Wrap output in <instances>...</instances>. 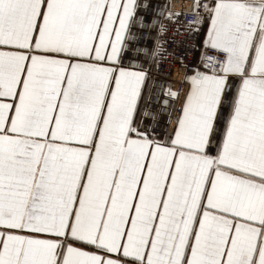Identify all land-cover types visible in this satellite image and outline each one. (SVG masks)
I'll return each mask as SVG.
<instances>
[{
    "label": "snow or ice",
    "instance_id": "snow-or-ice-1",
    "mask_svg": "<svg viewBox=\"0 0 264 264\" xmlns=\"http://www.w3.org/2000/svg\"><path fill=\"white\" fill-rule=\"evenodd\" d=\"M174 4L0 0V264H264V0Z\"/></svg>",
    "mask_w": 264,
    "mask_h": 264
},
{
    "label": "built area",
    "instance_id": "built-area-1",
    "mask_svg": "<svg viewBox=\"0 0 264 264\" xmlns=\"http://www.w3.org/2000/svg\"><path fill=\"white\" fill-rule=\"evenodd\" d=\"M192 3H193V0H175L174 6H175V8L179 9V8H181L182 5L186 4L187 5V10L191 11ZM187 19L190 20V19H192V17L189 16V17H187ZM192 43H195V40H193ZM185 50L188 53L187 62L191 63L193 57H197L198 56L197 51L191 45H189L186 49H185V47L183 45H181V47H180V49L178 50V53H177V59H179V52H182V51H185ZM205 51L207 52L208 55H213V53H211V51H209V50H205ZM165 67H167V66H165ZM171 71H172L171 80H172V83H173L174 87L177 88L180 91H184L185 90V86L180 83V81L182 79V76L184 74V69H182L181 67H179V65H177ZM176 73L179 74L180 79H179V81L174 83L175 82L174 77H175Z\"/></svg>",
    "mask_w": 264,
    "mask_h": 264
},
{
    "label": "bare ground",
    "instance_id": "bare-ground-1",
    "mask_svg": "<svg viewBox=\"0 0 264 264\" xmlns=\"http://www.w3.org/2000/svg\"><path fill=\"white\" fill-rule=\"evenodd\" d=\"M179 77H180L179 74L176 73V75L174 77V79H175V82L174 83H176L177 81H179Z\"/></svg>",
    "mask_w": 264,
    "mask_h": 264
},
{
    "label": "crops",
    "instance_id": "crops-1",
    "mask_svg": "<svg viewBox=\"0 0 264 264\" xmlns=\"http://www.w3.org/2000/svg\"><path fill=\"white\" fill-rule=\"evenodd\" d=\"M179 79H180V77H179Z\"/></svg>",
    "mask_w": 264,
    "mask_h": 264
}]
</instances>
